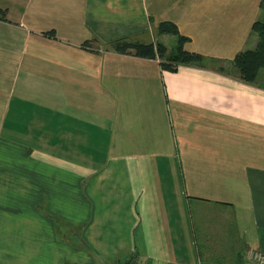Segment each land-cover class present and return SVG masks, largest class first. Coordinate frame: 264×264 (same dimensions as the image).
<instances>
[{"label":"crops","instance_id":"obj_1","mask_svg":"<svg viewBox=\"0 0 264 264\" xmlns=\"http://www.w3.org/2000/svg\"><path fill=\"white\" fill-rule=\"evenodd\" d=\"M151 1L0 0V264L264 253V69L249 84L232 65L260 17L251 0ZM146 19L207 62L86 46Z\"/></svg>","mask_w":264,"mask_h":264},{"label":"trees","instance_id":"obj_2","mask_svg":"<svg viewBox=\"0 0 264 264\" xmlns=\"http://www.w3.org/2000/svg\"><path fill=\"white\" fill-rule=\"evenodd\" d=\"M261 8L264 10V0H261ZM1 15V14H0ZM4 14L1 19L5 20ZM158 31L160 34H170L178 37V47L176 53L169 56L170 65H191L205 64L206 59L195 53L188 52L184 49L188 38L181 35L178 26L171 22H162L159 24ZM252 32L257 36L258 43L255 49L246 50L239 53L233 60V68L238 75V78L249 84L257 82L260 72L264 69V17L255 21L252 27ZM112 50L122 55H130L141 59L155 60L157 58L164 59L167 55V48L163 44H145L140 42H132L129 40H119L114 42ZM166 69L173 70L171 66H166ZM124 264H132L126 262Z\"/></svg>","mask_w":264,"mask_h":264},{"label":"rangeland","instance_id":"obj_3","mask_svg":"<svg viewBox=\"0 0 264 264\" xmlns=\"http://www.w3.org/2000/svg\"><path fill=\"white\" fill-rule=\"evenodd\" d=\"M153 1V0H152ZM152 1L150 2V4H152ZM157 0H154L153 3H156ZM241 1H245V0H241ZM252 9H256L255 10V15H257V17H260V18H263L264 17V10L261 8V0H251V3H250ZM0 14L3 15L6 17L7 13L6 11L3 9L1 10L0 9ZM1 15H0V19H1ZM259 18V19H260ZM147 23V24H146ZM146 23L145 25L143 26L142 28V33L140 34H136V35H133L132 37H127L126 38V34H120L118 36H110L108 34H103V33H100V34H95L94 35V38L92 41H89L90 43H88V48L90 49H93V50H109L111 45L116 41H119V40H129V41H132V42H140V43H145V44H154V45H158V44H163L168 51H171L174 53H176V50H177V47H178V39H176L173 35H170V37H164V38H160V36H156L158 30L153 27L151 24H152V21L149 20V19H146ZM159 27V26H158ZM0 32H2V30H0ZM3 33V32H2ZM167 35V34H166ZM253 36L249 35V44L255 42L254 39L256 38V35L252 33ZM110 36V37H109ZM170 38V39H169ZM248 44V45H249ZM185 49V47H184ZM170 53L167 52L168 55H166V57L164 59H160V58H157L155 60H159V62L163 65V68H165L166 66H171L173 68H176L178 65H170L169 64V56H170ZM197 54V53H195ZM200 55V54H199ZM202 56V55H201ZM207 62V61H206ZM233 64V63H232ZM179 65H184V64H179ZM226 64L225 62L223 63V67H225ZM166 69V68H165ZM167 70V69H166ZM169 70V69H168ZM234 70V68H233ZM234 73L235 70H234ZM257 251V250H255ZM261 254H264L262 251H259ZM258 260H261L259 257H257ZM264 262V260H262Z\"/></svg>","mask_w":264,"mask_h":264},{"label":"built area","instance_id":"obj_4","mask_svg":"<svg viewBox=\"0 0 264 264\" xmlns=\"http://www.w3.org/2000/svg\"><path fill=\"white\" fill-rule=\"evenodd\" d=\"M248 256L256 262V264H264L262 260H264V254H261L259 251H250ZM259 257L261 260H258Z\"/></svg>","mask_w":264,"mask_h":264}]
</instances>
